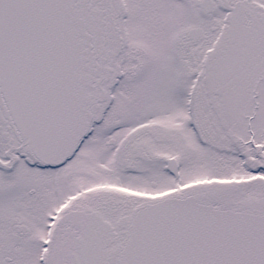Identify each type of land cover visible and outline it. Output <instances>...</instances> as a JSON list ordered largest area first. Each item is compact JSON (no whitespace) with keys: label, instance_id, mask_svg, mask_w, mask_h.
Listing matches in <instances>:
<instances>
[{"label":"snow or ice","instance_id":"obj_1","mask_svg":"<svg viewBox=\"0 0 264 264\" xmlns=\"http://www.w3.org/2000/svg\"><path fill=\"white\" fill-rule=\"evenodd\" d=\"M0 264H264V0H0Z\"/></svg>","mask_w":264,"mask_h":264}]
</instances>
